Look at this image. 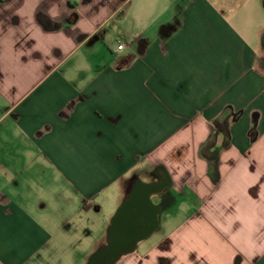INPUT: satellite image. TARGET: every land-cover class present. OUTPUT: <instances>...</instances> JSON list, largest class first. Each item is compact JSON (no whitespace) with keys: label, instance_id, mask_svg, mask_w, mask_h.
Instances as JSON below:
<instances>
[{"label":"crops","instance_id":"0c3cea01","mask_svg":"<svg viewBox=\"0 0 264 264\" xmlns=\"http://www.w3.org/2000/svg\"><path fill=\"white\" fill-rule=\"evenodd\" d=\"M263 7L0 0V264H87L138 184L156 238L116 264H264ZM226 108L213 168L199 149Z\"/></svg>","mask_w":264,"mask_h":264},{"label":"water","instance_id":"95a60500","mask_svg":"<svg viewBox=\"0 0 264 264\" xmlns=\"http://www.w3.org/2000/svg\"><path fill=\"white\" fill-rule=\"evenodd\" d=\"M153 186L135 185L129 197L119 206L107 230V243L96 250L87 264H116L133 253L139 242L159 227V209L151 196Z\"/></svg>","mask_w":264,"mask_h":264},{"label":"trees","instance_id":"16d2710c","mask_svg":"<svg viewBox=\"0 0 264 264\" xmlns=\"http://www.w3.org/2000/svg\"><path fill=\"white\" fill-rule=\"evenodd\" d=\"M39 21H43L41 15L38 16ZM239 114H235L230 108H226L223 112L212 122L211 134L207 141L200 147L199 155L205 159L210 167L216 168L219 154L221 151L229 146V129L233 120L238 118ZM256 123L249 131L251 141L256 139ZM106 243L100 248L104 247Z\"/></svg>","mask_w":264,"mask_h":264},{"label":"rangeland","instance_id":"374dc122","mask_svg":"<svg viewBox=\"0 0 264 264\" xmlns=\"http://www.w3.org/2000/svg\"><path fill=\"white\" fill-rule=\"evenodd\" d=\"M249 29H250L249 31H250L251 35L253 34L255 36L257 35V33H259L260 31L264 30V7L261 9V11H260V13L258 15L254 16V19L252 20ZM262 33H264V32H262ZM252 40H253V38H252ZM254 47H256L257 52L259 53V55H261L263 53L262 51H264V45H263V49H262V48H260L261 46H259V45L256 46V44L254 42ZM257 64H258L257 65L258 69H263L264 70V59H259ZM111 209L112 208H110L108 206H104L102 214L106 215V216L110 215L112 213ZM155 238H156V235H153V237L151 239L154 240ZM145 242H147V241H145Z\"/></svg>","mask_w":264,"mask_h":264},{"label":"built area","instance_id":"2783aa9c","mask_svg":"<svg viewBox=\"0 0 264 264\" xmlns=\"http://www.w3.org/2000/svg\"><path fill=\"white\" fill-rule=\"evenodd\" d=\"M117 48H118L119 51H121V50H123L125 48V44L123 42L119 41V45H118Z\"/></svg>","mask_w":264,"mask_h":264},{"label":"flooded vegetation","instance_id":"af4514ba","mask_svg":"<svg viewBox=\"0 0 264 264\" xmlns=\"http://www.w3.org/2000/svg\"><path fill=\"white\" fill-rule=\"evenodd\" d=\"M158 184H160V183H158ZM161 184L163 185L164 184V182L162 181L161 182ZM134 189H132V191H133ZM132 191L131 192H129V195H130V193H132ZM129 195H128V197H129Z\"/></svg>","mask_w":264,"mask_h":264}]
</instances>
